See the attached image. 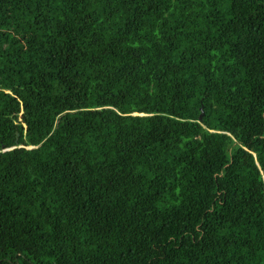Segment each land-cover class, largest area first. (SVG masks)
I'll list each match as a JSON object with an SVG mask.
<instances>
[{"label":"trees","instance_id":"16d2710c","mask_svg":"<svg viewBox=\"0 0 264 264\" xmlns=\"http://www.w3.org/2000/svg\"><path fill=\"white\" fill-rule=\"evenodd\" d=\"M0 264H264V0H0Z\"/></svg>","mask_w":264,"mask_h":264},{"label":"water","instance_id":"95a60500","mask_svg":"<svg viewBox=\"0 0 264 264\" xmlns=\"http://www.w3.org/2000/svg\"><path fill=\"white\" fill-rule=\"evenodd\" d=\"M201 115H202V114H200L199 119L201 118Z\"/></svg>","mask_w":264,"mask_h":264}]
</instances>
